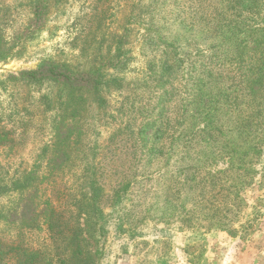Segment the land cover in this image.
Instances as JSON below:
<instances>
[{
  "label": "rangeland",
  "instance_id": "1",
  "mask_svg": "<svg viewBox=\"0 0 264 264\" xmlns=\"http://www.w3.org/2000/svg\"><path fill=\"white\" fill-rule=\"evenodd\" d=\"M217 1L0 0V264H264V89L231 139L246 35L215 46Z\"/></svg>",
  "mask_w": 264,
  "mask_h": 264
},
{
  "label": "trees",
  "instance_id": "2",
  "mask_svg": "<svg viewBox=\"0 0 264 264\" xmlns=\"http://www.w3.org/2000/svg\"><path fill=\"white\" fill-rule=\"evenodd\" d=\"M234 3L235 10L241 8V3L244 0H218V8L216 11L215 19L211 20L206 27L203 29H208L209 26L215 25V34L217 36L216 47H224L227 49L232 46L234 43V47H238L241 43L237 41V35H246V43L241 47L240 51L237 52V58L234 59L236 62H239V70L241 74H244V79L240 81L237 85L235 93L237 96L234 97L235 109L243 107V105L253 106L254 98L259 95L264 89V26L254 24L251 27H247L242 19L238 17V19L232 18L228 14V10H231V6ZM249 2V0H246ZM250 3V2H249ZM226 4V5H225ZM43 2L38 1L35 2L33 8V23L35 25H40L43 18ZM244 5L241 8L244 9ZM247 27V28H246ZM227 45V46H226ZM214 48V47H213ZM212 49V48H211ZM246 56V60L244 58ZM216 57V55L214 56ZM222 62L226 61L227 58L223 55L220 59ZM244 62V63H241ZM246 63V65H245ZM220 65V64H219ZM206 71L210 70L209 67L204 68ZM95 71L86 72V73H73L66 68L58 67V66H40L37 69L32 70H24L21 72V76L27 80H31L33 82L40 81L42 79H53L57 81H62L67 85L72 87H79L83 85H88L92 83L95 78ZM208 77H213L212 72H207ZM242 84V85H241ZM241 85V86H240ZM247 96V101H245ZM264 105V102H262ZM235 120L237 124L238 134L234 133V128L232 123L228 121V132L231 135L229 137L232 138H242L249 137V134H246L244 131V123H246L245 119L242 120L241 113H239L236 109ZM254 130L259 128L258 125H253ZM261 131H264V126L261 127ZM225 132V131H224ZM256 133V132H255ZM225 135V134H224ZM256 136H253V140L256 139ZM258 138L261 141L263 137ZM262 138V139H261ZM252 141H250L251 143ZM252 149L255 150L258 147V144L251 145ZM255 154V152H253ZM52 212V211H51ZM43 215L47 218V220L51 223L49 213L50 209L46 208L43 210Z\"/></svg>",
  "mask_w": 264,
  "mask_h": 264
}]
</instances>
